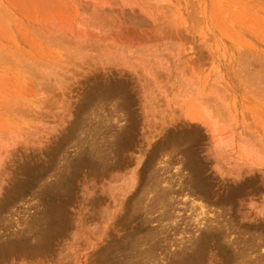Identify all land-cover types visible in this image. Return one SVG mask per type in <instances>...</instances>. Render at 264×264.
<instances>
[{
  "label": "rangeland",
  "instance_id": "374dc122",
  "mask_svg": "<svg viewBox=\"0 0 264 264\" xmlns=\"http://www.w3.org/2000/svg\"><path fill=\"white\" fill-rule=\"evenodd\" d=\"M0 264H264V0H0Z\"/></svg>",
  "mask_w": 264,
  "mask_h": 264
},
{
  "label": "bare ground",
  "instance_id": "6f19581e",
  "mask_svg": "<svg viewBox=\"0 0 264 264\" xmlns=\"http://www.w3.org/2000/svg\"><path fill=\"white\" fill-rule=\"evenodd\" d=\"M201 21V20H200Z\"/></svg>",
  "mask_w": 264,
  "mask_h": 264
}]
</instances>
